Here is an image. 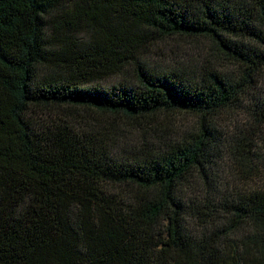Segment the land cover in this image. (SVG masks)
Returning a JSON list of instances; mask_svg holds the SVG:
<instances>
[{
	"label": "trees",
	"instance_id": "16d2710c",
	"mask_svg": "<svg viewBox=\"0 0 264 264\" xmlns=\"http://www.w3.org/2000/svg\"><path fill=\"white\" fill-rule=\"evenodd\" d=\"M0 264H264V0H0Z\"/></svg>",
	"mask_w": 264,
	"mask_h": 264
},
{
	"label": "rangeland",
	"instance_id": "374dc122",
	"mask_svg": "<svg viewBox=\"0 0 264 264\" xmlns=\"http://www.w3.org/2000/svg\"><path fill=\"white\" fill-rule=\"evenodd\" d=\"M163 52L165 51V54L164 55H166V56H180L181 55V53H180V49H177L176 50V47H168L167 49H164V50H162ZM162 51H160V53H162ZM188 53H190V52H188ZM194 58V57H193ZM182 60V59H181ZM118 80H116V79H113V80H108V81H105V82H103L102 83V85L104 86V87H108V86H111L112 84H114L115 82H117ZM238 121H239V118H238ZM234 121H233V119H232V122H227V123H225L224 124V126H229L230 128L234 125Z\"/></svg>",
	"mask_w": 264,
	"mask_h": 264
}]
</instances>
